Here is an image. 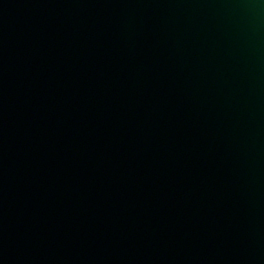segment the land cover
<instances>
[{
    "label": "water",
    "instance_id": "obj_1",
    "mask_svg": "<svg viewBox=\"0 0 264 264\" xmlns=\"http://www.w3.org/2000/svg\"><path fill=\"white\" fill-rule=\"evenodd\" d=\"M0 264H264V0H0Z\"/></svg>",
    "mask_w": 264,
    "mask_h": 264
}]
</instances>
